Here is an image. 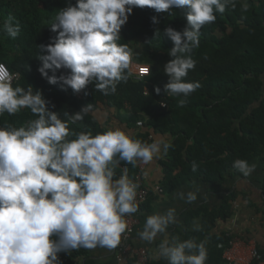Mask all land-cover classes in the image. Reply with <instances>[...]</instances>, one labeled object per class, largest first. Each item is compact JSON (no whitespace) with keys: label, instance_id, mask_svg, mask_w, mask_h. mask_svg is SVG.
<instances>
[{"label":"clouds","instance_id":"clouds-1","mask_svg":"<svg viewBox=\"0 0 264 264\" xmlns=\"http://www.w3.org/2000/svg\"><path fill=\"white\" fill-rule=\"evenodd\" d=\"M236 3L237 0H76L73 5L69 0L47 22L56 35L48 45L40 46L47 54L37 57L42 65L38 71L49 84L59 82L73 92L94 84L103 95L115 94L117 84L127 81L132 60V51L117 41L133 8L147 7L156 13L182 8L187 21L183 30L164 29V35L174 44L168 51L171 59L163 66L168 76L164 91L187 97L201 87L199 82L184 79L195 68L191 53L199 47L201 28L215 22V13L234 9ZM247 7L244 4L243 10L247 11ZM152 21L156 23V17ZM0 31L15 39L20 26L15 17L9 16ZM62 69L66 74L57 77L55 73ZM18 76L0 63V116L28 109L37 118L19 127H0V264H61L60 252L116 249L128 229L124 217L139 210V185L127 175L116 178L115 169L121 161L133 166L138 161L148 164L162 151L166 154L170 142L156 137L144 143L120 128L95 135L70 130L69 121H62L57 112L50 111L39 91L33 94L30 86H13ZM154 91L159 94L161 90L155 87ZM185 103L180 99L178 106ZM88 110L89 105L81 108L70 120H83ZM233 167L247 177L256 165L236 159ZM196 169L193 162L192 171ZM197 191L178 193V198L191 204L197 200ZM179 223L175 208L146 217L138 233L140 239L151 245L161 238L150 258L166 264H206V239L197 242L194 238L180 241L170 237L169 227ZM192 230L200 232L202 226L194 220Z\"/></svg>","mask_w":264,"mask_h":264},{"label":"trees","instance_id":"trees-1","mask_svg":"<svg viewBox=\"0 0 264 264\" xmlns=\"http://www.w3.org/2000/svg\"><path fill=\"white\" fill-rule=\"evenodd\" d=\"M68 2L0 0V27L9 16L15 17L20 26L15 39L0 31V63L20 76L14 87L27 89L30 86L33 94L39 91L47 102L46 107L57 112L62 121H69L70 130L76 132L95 135L108 130L95 117L97 107L102 105L112 109L114 118L127 129L134 130L139 127L138 122L142 123L138 134L131 136L134 139L151 143L149 137L152 134L169 135L171 147L165 154L160 183L164 194L189 180L202 178L213 183L222 181L227 174L240 177L243 174L233 167V161L243 159L250 165L255 160L260 162L264 195V0H237L234 9L229 7L223 14L215 13V22L201 28L199 47L191 53L196 61L195 68L184 78L185 82H199L201 87L187 97L171 96L164 91L168 76L163 66L171 59L168 51L174 46L164 35V29L183 30L187 21L182 8L156 13L147 7H134L135 19L128 16L121 27V39L117 43L127 45L132 51L135 58L131 62L149 67V75L141 81H134L128 69L127 81L119 82L116 93L110 95L97 91L94 84L79 92H73L59 82L49 84L38 71L42 65L37 57L47 54L40 46L48 45L56 35L50 31L47 22ZM70 2L75 5L76 0ZM244 4L248 6L247 11L243 10ZM153 17H156V23H153ZM46 71L53 75L51 70ZM62 73L66 74V70H58L55 75L58 77ZM155 87L160 88L159 94L154 91ZM180 99L186 100L183 107L178 106ZM88 105L83 120H70V116ZM36 118L28 109L12 116L5 113L0 116V127H19ZM193 162L197 164L196 171H192ZM137 171L136 165L121 161L115 169L116 178L127 175L132 180ZM152 193L149 191L148 199ZM237 198L238 191L226 196L216 210L200 209L188 213L184 231L173 237L183 241L204 236L213 242L228 244L229 238L212 236L210 231L217 220L226 221L232 216V203ZM198 217L202 219V231L192 232L191 224ZM87 251L80 248L62 252L58 258L61 264H81ZM257 251L264 258V253ZM123 262L137 264L130 256ZM146 264H166V261L149 260Z\"/></svg>","mask_w":264,"mask_h":264},{"label":"crops","instance_id":"crops-1","mask_svg":"<svg viewBox=\"0 0 264 264\" xmlns=\"http://www.w3.org/2000/svg\"><path fill=\"white\" fill-rule=\"evenodd\" d=\"M113 114L114 111L112 109L99 105L95 112V117L101 125H106L108 129L120 128L130 136H136L138 134L139 127L134 128V130L127 129L117 122ZM156 137L163 138L167 142L172 141L169 135L158 133L152 134L150 141L152 142ZM165 160V154L162 151L161 156L159 158H154L152 162L144 164L138 161L136 164L137 169H139V167L142 168L144 186L153 193L148 199L149 201L146 202L142 208H139L137 213L132 214L134 219L138 222L130 238V244L134 248L144 249L148 254V261L152 260L154 262H159L160 260L151 259L150 257L161 238L157 237V240L149 245L138 236L148 215L156 212H164L168 208H175L180 223L169 227L168 233L170 237H173L175 233L184 231V222L188 213L200 209L208 211L216 210L226 196L238 191L239 198L232 203V216L226 221L217 220L214 228L210 231V235L215 237L222 235L226 237V239L228 236L238 238L245 246L252 244L256 249L264 253V195L261 192L263 172L258 160L252 163L256 165V168L247 177L243 175L235 177L227 174L222 181L213 183L206 182L202 178H199L179 184L174 190L168 193L159 194L155 190L157 187H160V183L163 179L162 164ZM188 191H197V200L191 204L185 203L183 199L178 198V193H187ZM195 221L200 225L202 223L200 217L196 218ZM192 225L193 223L191 224L190 230L195 232L192 230ZM124 235L125 234L122 235L120 245L124 240ZM205 239L207 240L206 248L208 253L206 264H225L223 253L225 248L228 247V244L213 242L204 236L198 237L196 241L200 242ZM117 248L111 251L100 247L92 250L88 249L81 264H85V262H92L93 264H126L116 260L115 255ZM242 250L246 249L243 248Z\"/></svg>","mask_w":264,"mask_h":264},{"label":"built area","instance_id":"built-area-1","mask_svg":"<svg viewBox=\"0 0 264 264\" xmlns=\"http://www.w3.org/2000/svg\"><path fill=\"white\" fill-rule=\"evenodd\" d=\"M132 78L134 81H141L144 77L149 75L146 69H149L147 65H142L137 62H131L129 66ZM20 80V76L13 80V84H16ZM137 126H142L141 122L137 123ZM150 140V137H149ZM132 181L139 185L137 189L136 202L139 207L146 203L149 197V189L143 184L142 168L139 167L135 177ZM157 193L162 194V189L157 187L155 190ZM125 220L128 224V229L124 235V240L121 245L118 246L116 251V260L123 262L128 256L136 259L137 264H146L148 262V254L144 249L134 248L130 244V238L137 225V220L132 215H126ZM228 247L225 248L223 253V260L225 264H264V258L260 254L254 245L245 246L238 238H232L228 236ZM246 250H242V249Z\"/></svg>","mask_w":264,"mask_h":264},{"label":"rangeland","instance_id":"rangeland-1","mask_svg":"<svg viewBox=\"0 0 264 264\" xmlns=\"http://www.w3.org/2000/svg\"><path fill=\"white\" fill-rule=\"evenodd\" d=\"M130 19L134 20L136 17V10L135 8H133L132 13L129 15ZM133 45V44H132ZM132 58H135L134 56H132Z\"/></svg>","mask_w":264,"mask_h":264}]
</instances>
